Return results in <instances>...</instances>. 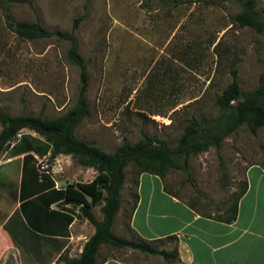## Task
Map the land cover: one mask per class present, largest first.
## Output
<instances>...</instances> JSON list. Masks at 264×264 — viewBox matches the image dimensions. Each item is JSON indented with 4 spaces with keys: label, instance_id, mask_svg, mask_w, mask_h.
Returning a JSON list of instances; mask_svg holds the SVG:
<instances>
[{
    "label": "rangeland",
    "instance_id": "obj_1",
    "mask_svg": "<svg viewBox=\"0 0 264 264\" xmlns=\"http://www.w3.org/2000/svg\"><path fill=\"white\" fill-rule=\"evenodd\" d=\"M256 6L264 17V0H256ZM240 10L233 0H34L33 5L12 0L5 10L0 0V109L12 115L56 117L75 105L80 86V70L66 55L70 42L56 36L20 37L8 26L6 11L16 21H38L49 30L70 31L79 18L75 35L88 64L90 115L76 127L77 137L106 152L123 140L135 143L143 134L175 147L192 117L220 112L216 98L234 70L245 91L256 87L264 71V32L238 25L234 17ZM17 142L18 148L33 149L39 170H49L61 187L90 181L97 172L71 155L58 154L51 160L50 145L34 130L21 129ZM13 150L9 147L0 154V180L7 177L16 183L20 161H9ZM188 162L197 189L180 168L166 171L168 188L195 204L200 213L224 214L235 202L247 167L252 163L264 167V126L253 134L243 123L219 150L210 146L190 155ZM125 172L112 231L138 239L129 226L138 169L130 162ZM102 204L91 209L98 219L103 216ZM62 207L75 217L68 247L51 264H65L66 257L79 256L95 231L79 205ZM155 245L171 250L176 241ZM21 247V253L14 250L16 257L13 251L6 255L5 264H44ZM108 259L126 264H184L103 244L95 264Z\"/></svg>",
    "mask_w": 264,
    "mask_h": 264
},
{
    "label": "trees",
    "instance_id": "obj_2",
    "mask_svg": "<svg viewBox=\"0 0 264 264\" xmlns=\"http://www.w3.org/2000/svg\"><path fill=\"white\" fill-rule=\"evenodd\" d=\"M1 1L4 3L5 10L12 2V0ZM25 1L30 5L34 3V0ZM233 1L241 6V10L234 17L235 22L242 27L248 26L257 32H264V17L257 9L256 0ZM5 15L8 26L20 37L32 39L56 36L59 39L68 40L70 45L66 54L67 58L80 70V86L75 105L61 115L51 118H45L42 114L12 115L0 109L2 126L0 154L9 147L14 149L13 155L25 152L19 191L21 201L19 210L26 225L40 234L68 235V228L75 214L65 208H52L51 204L59 202V205H79L83 216L94 226L95 231L85 242L80 255L66 257L65 264H95L103 244L161 255L166 260H180L178 238L175 235L149 240L130 227L138 239H127L117 236L112 231L115 217L121 206V190L126 178L125 168L130 162L137 167L136 188H138L139 176L148 172L162 179L166 192L177 195L168 188L165 175L170 168H180L186 172L194 189H197L189 171L190 155L197 154L210 146L219 150L224 139L243 123H247L253 134L264 126V71L260 74L256 87L245 91L241 88L234 70L231 81L216 98L220 112L213 117L206 115L200 118L192 117L175 147L143 134L135 143L123 140L121 145L113 151L106 152L75 134L78 124L90 115V105L86 98L89 84L88 64L79 51L75 35L79 18L74 20L72 29L68 31L49 30L38 21H16L7 11ZM23 128L34 130L47 140L51 147V160H54L58 154H67L76 158L82 165L94 168L97 172L93 179L68 183L63 188H56L49 170L40 171L36 165L28 167L29 163L36 158L31 152L33 149L18 148L17 135ZM247 186L245 178L235 202L229 205L224 214H202L224 222L234 221L238 213L239 198L246 192ZM134 198L131 212L139 200L138 189ZM102 201L103 216L102 219H98L91 209L93 205ZM188 205L197 210L195 204ZM169 239L176 241V245L171 250L155 245L156 242Z\"/></svg>",
    "mask_w": 264,
    "mask_h": 264
},
{
    "label": "crops",
    "instance_id": "obj_3",
    "mask_svg": "<svg viewBox=\"0 0 264 264\" xmlns=\"http://www.w3.org/2000/svg\"><path fill=\"white\" fill-rule=\"evenodd\" d=\"M32 153L36 158L37 154ZM24 154L13 155L9 160L20 161L18 181L12 182L7 177L0 180V264L6 263L10 251L14 257L21 253L20 245L28 256L39 257L38 263L51 264L52 258L68 247L73 222L64 236L40 234L26 225L19 210ZM35 162L32 160L28 167L37 166ZM245 174L248 186L239 198L237 217L224 222L204 216L178 195L166 192L158 175L144 172L139 176V200L131 212L130 227L149 240L175 235L180 261L184 264H264V167L252 163ZM51 178L56 188H63L56 184L52 174ZM59 204L53 203L51 207L62 209L69 205ZM100 264L126 263L108 259Z\"/></svg>",
    "mask_w": 264,
    "mask_h": 264
}]
</instances>
